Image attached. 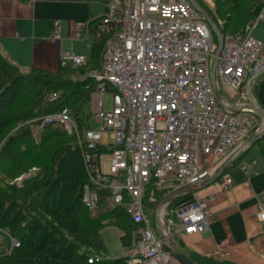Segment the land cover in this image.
Returning a JSON list of instances; mask_svg holds the SVG:
<instances>
[{
  "label": "built area",
  "instance_id": "1",
  "mask_svg": "<svg viewBox=\"0 0 264 264\" xmlns=\"http://www.w3.org/2000/svg\"><path fill=\"white\" fill-rule=\"evenodd\" d=\"M105 6L94 26L76 25L79 38L93 32L105 39L101 68L82 78L97 81L92 112L102 127L79 126L67 106L36 120L39 127H60L77 135L89 179L84 205L95 207L100 190H105L113 205L123 206L142 226L129 262L174 264L171 249L146 214L144 187L169 173L178 186L195 182L213 166H206L209 161L203 162L202 156L225 159L249 138L259 114L217 98L208 63L209 56H216L214 32L189 0H105ZM261 19L264 4L243 29L222 34L216 75L224 89L237 91L263 70L264 43L253 35ZM55 24L51 39L60 40V21ZM86 61V55L74 50L60 54L61 64ZM57 96L53 92L49 99ZM216 181L222 189L233 184L226 171ZM215 196L195 195L174 208L171 203L162 208L163 232L175 237L206 231ZM257 217L264 224V193L258 197ZM11 241L12 246L20 244L13 237ZM100 258L90 256L89 261Z\"/></svg>",
  "mask_w": 264,
  "mask_h": 264
},
{
  "label": "trees",
  "instance_id": "2",
  "mask_svg": "<svg viewBox=\"0 0 264 264\" xmlns=\"http://www.w3.org/2000/svg\"><path fill=\"white\" fill-rule=\"evenodd\" d=\"M197 1L222 34L243 29L264 4V0ZM104 44L103 37H96L91 58L85 64L60 63L55 71L37 67L26 71L0 50V142L5 127H10L11 133L0 143V230L4 235L0 264H139L129 260L142 226L132 221L123 206L113 205L105 190H100L99 202L93 208L82 201L89 179L75 135L50 125L39 127L38 120L31 121L67 106L79 126L90 125L83 107L97 81L82 78L101 68ZM53 92L58 96L50 100ZM16 123L19 125L12 131ZM35 127L42 129L38 140ZM63 135L67 138L51 150L42 149L49 140ZM36 166L37 172L29 170ZM176 186L175 178L154 177L144 187V201L153 209L154 202ZM109 226L121 231L128 253L90 262V256L104 251L102 231ZM12 237L20 242L18 246H12ZM200 263L235 264L214 259Z\"/></svg>",
  "mask_w": 264,
  "mask_h": 264
},
{
  "label": "crops",
  "instance_id": "3",
  "mask_svg": "<svg viewBox=\"0 0 264 264\" xmlns=\"http://www.w3.org/2000/svg\"><path fill=\"white\" fill-rule=\"evenodd\" d=\"M105 9V0H0V50L25 69L37 67L55 71L62 51L74 50L90 59L96 35L89 32L79 38L76 25L99 20ZM56 21H60V40L51 39ZM253 35L264 43L263 19L255 24ZM261 56L264 59V45ZM216 85L221 99L234 107L252 99L264 108V68L237 91L224 89L219 76ZM94 96L95 92L92 101ZM258 114L257 126L249 138L264 128V117ZM222 160L208 158L206 166H215ZM226 173L233 178L228 189H222L214 181L172 203L174 208L195 195L216 194L209 203L208 229L202 233H178L175 239L199 263L203 259H214L235 264H264V224L257 217L258 197L264 193V136L243 150ZM173 261L183 264L176 257Z\"/></svg>",
  "mask_w": 264,
  "mask_h": 264
},
{
  "label": "water",
  "instance_id": "4",
  "mask_svg": "<svg viewBox=\"0 0 264 264\" xmlns=\"http://www.w3.org/2000/svg\"><path fill=\"white\" fill-rule=\"evenodd\" d=\"M191 4L205 17L209 23L211 29L218 38V46L216 50V56L213 59V63L210 70V77L212 86L215 90L216 96L221 100V94L216 85V64H217V55L219 54L222 44H223V35L215 22L212 20L209 13L199 4L197 0H189ZM243 107H251L257 110L264 117V108L256 104L252 99L249 102L243 103ZM240 110V109H239ZM264 136V128L256 133L254 136L248 138L242 145L236 148L229 156L223 159L221 162L211 167L201 178L192 183H186L183 185L176 186L172 190L168 191L162 197L157 199L153 204V222L156 233L162 238L163 242L171 249L174 257H176L183 264H200L195 260L175 239V237L166 235L163 232V224L161 222V209L168 206L176 199L195 193L198 190H201L213 183L218 179V177L226 171L229 165L235 160V158L247 147L253 145L256 141L260 140Z\"/></svg>",
  "mask_w": 264,
  "mask_h": 264
},
{
  "label": "rangeland",
  "instance_id": "5",
  "mask_svg": "<svg viewBox=\"0 0 264 264\" xmlns=\"http://www.w3.org/2000/svg\"><path fill=\"white\" fill-rule=\"evenodd\" d=\"M203 1H205L206 3H209V4H213V0H203ZM213 42H214V46L217 47L218 41H216V38L214 35H213ZM212 62H213V57L209 56V59H208L209 71L211 70ZM23 69L26 71L28 70L25 68H23ZM216 77H218V75H216ZM217 81H218V78H217ZM107 101H108V106H110V104H111L110 99H108ZM83 110H84V113L86 116H88V115L90 116V118H89L90 119L89 120L90 125H92L94 128H101L102 127V123L96 120L95 115L92 112V110H93L92 95H91V99L88 101V103H86L84 105ZM31 121H36V118L31 119ZM13 124H14V122H12L11 125H13ZM18 125L16 123L15 127L12 129V131L17 129ZM54 128H58V131H61V132L64 131L60 127H54ZM4 129H5L4 132L1 134V142L0 143H3L6 140L7 136H9L11 134V133L9 134L10 127H5ZM41 131H42L41 128H38V127L34 128V134H35V138L37 140L40 138ZM63 137L67 138L66 135L54 137L53 139L49 140L47 142V144L42 149H50L51 150L55 145L59 144V142L64 139ZM75 138L77 141V135H75ZM208 158H209L208 156H202L203 162H206L208 160ZM1 161L4 162V159H1ZM38 169H39V167L36 166V167H31L29 170H31V172L32 171L37 172ZM164 178H173V174L169 173V174H167V176H165L163 178L160 177V179H164ZM144 207H145V211H146L147 216L153 222V209H152V207H150L147 204V200L144 201ZM120 234H121V231L116 227L109 226V227L104 228V230L102 231V239H103V242L105 245V249L102 253H100L101 257H119V256H122V255H125L128 253L125 250V248L123 247V244H122V241L120 238ZM0 236H1V238H0V242H1V240H3V233L2 232H0ZM132 253H133V251L130 254H132Z\"/></svg>",
  "mask_w": 264,
  "mask_h": 264
}]
</instances>
